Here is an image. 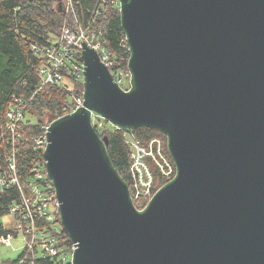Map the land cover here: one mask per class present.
I'll return each instance as SVG.
<instances>
[{"label":"water","instance_id":"1","mask_svg":"<svg viewBox=\"0 0 264 264\" xmlns=\"http://www.w3.org/2000/svg\"><path fill=\"white\" fill-rule=\"evenodd\" d=\"M120 1L131 89L83 43L84 101L46 134L72 264H264V0ZM93 115L167 136L144 209Z\"/></svg>","mask_w":264,"mask_h":264},{"label":"trees","instance_id":"2","mask_svg":"<svg viewBox=\"0 0 264 264\" xmlns=\"http://www.w3.org/2000/svg\"><path fill=\"white\" fill-rule=\"evenodd\" d=\"M64 2V0H63ZM73 9L82 26L97 33L103 46L109 52L117 69L128 70L131 52L122 27L119 7L112 0H72ZM64 6L59 0H0V134L5 132L7 110L9 104L17 98L28 102L27 117L20 122V138L17 141L19 156V174L23 183L35 180L36 167L44 161L43 150L37 140L46 132L47 126L56 118L71 113L76 105L73 94H83L84 83L72 72H66L69 82L59 84H43L39 74L45 59L34 51L33 45H49L54 41L65 26L68 19ZM75 16H69L66 25L74 26ZM73 24V25H72ZM78 64L81 55L76 54ZM51 117L50 122L46 121ZM104 120V119H103ZM96 130L101 137H107V152L122 178L130 185L131 150L126 143L125 134L128 130L118 128L104 120V125ZM143 143L155 137H164L158 129L140 126L132 128ZM166 152L170 155L165 141ZM0 151H10V146H1ZM171 156V155H170ZM0 158H3L0 156ZM49 185L50 182H41ZM51 191H53L51 189ZM20 191L10 188L0 194V218L9 212L13 200L19 201ZM139 205V203H138ZM6 231L0 222V235ZM65 244L71 241L62 229ZM2 264H70L64 263L60 257L43 255L39 250L21 262V254L16 260L4 261Z\"/></svg>","mask_w":264,"mask_h":264},{"label":"built area","instance_id":"3","mask_svg":"<svg viewBox=\"0 0 264 264\" xmlns=\"http://www.w3.org/2000/svg\"><path fill=\"white\" fill-rule=\"evenodd\" d=\"M67 1L69 2V8L74 12L76 26L65 25L61 29L60 35L49 45H33L35 53L40 58L45 59V64L39 70L43 84L64 83L67 76L66 72H72L78 78L84 79L82 57L80 64H78L77 62L79 61L76 60V54L81 55L82 44L86 42L97 49L101 60L109 67L115 81L125 91L130 90L132 86L131 74L130 82L127 83L128 73L125 70H111L114 61L103 46L100 37L97 33L89 31L88 27L80 24L77 14H75L73 9L72 0ZM112 3L117 5L120 10V0H112ZM73 97L75 98L76 105L72 112L77 110L83 103L84 91L82 95L75 96L73 94ZM27 106L28 102L22 98H17L9 104L6 115V131L0 134V149L5 144L10 146L9 152L0 151V156L3 157L0 158V194L5 193L10 188H17L20 191L19 201L13 200L9 205V212L3 216L4 223L2 225L6 233L0 235V241L6 245H10L14 237L21 236L24 241L21 262L30 256H34L35 252L39 250L43 255L58 256L64 263L70 262L72 264L77 246L71 241L70 237L68 238L71 244L66 245L65 240L67 239L61 236L63 226L61 223L60 203L57 199L53 182L49 178L47 170L44 169L45 160L37 164L35 180L23 183L19 174L18 161L20 154L16 146L21 136L19 131L20 122L24 121L28 115ZM96 118L98 122H94V125L97 124L99 127H102L104 125L103 118L100 119L101 117L93 115V120H96ZM48 126L45 134L36 139L43 153L48 144L46 135ZM123 129L128 130L125 134V141L131 150V182L134 169L136 172L137 183L134 185V189L129 185L135 203L142 196V191H149L152 186L151 183H153L154 178L149 167L140 168L141 165H145L146 160L153 158L154 160L162 159L165 161L161 165V170L165 173L167 182L175 177L177 169L174 160L164 149L163 141L160 137L152 138L148 141L149 144L145 145L131 128ZM165 157L169 158V161ZM39 180L41 182L49 180L50 184L48 186L41 184ZM135 189H137V196L133 194Z\"/></svg>","mask_w":264,"mask_h":264},{"label":"rangeland","instance_id":"4","mask_svg":"<svg viewBox=\"0 0 264 264\" xmlns=\"http://www.w3.org/2000/svg\"><path fill=\"white\" fill-rule=\"evenodd\" d=\"M64 11L65 14H67L68 19L66 20V22L69 21V16H71V14L73 13L74 16V12L69 8V2L67 0H64ZM65 22V25L67 24ZM76 22H74V26H76ZM73 25V24H72ZM126 73H128L127 76V83L130 82V71L129 68L128 70H125ZM66 82H69L68 79H65ZM82 81L84 82V79L82 78ZM128 85V84H127ZM75 94V93H74ZM77 95H81V94H77ZM76 96V94H75ZM102 119V118H100ZM51 117H48L46 119V121H48V123L50 122ZM97 123V118L96 120H93V123ZM104 122V120H103ZM165 135V134H164ZM128 138V136H127ZM163 141V145H164V149L166 150V146H165V141L167 143V136H162L160 137ZM145 145H148L149 142H145ZM166 158V157H165ZM167 161H169V158H166ZM165 162L162 159H158V160H154L153 158L146 160L145 165H141V167H149V170L152 172L153 174V183H151V189L149 191H142V196H140V198L135 202L136 203V207L138 209H142L145 207V205L148 204V202L150 201V199L153 197V195L167 182V177L165 175V173L162 172L161 170V165L162 163ZM143 171V170H142ZM132 172V171H131ZM137 183L136 181V172L134 169V173L132 174V182H130V185L132 187V189H134V185ZM137 189L134 190V196H137L138 193H136ZM144 194V195H143ZM139 203V205H138ZM0 222L4 223V218L1 217L0 218ZM10 226V225H8ZM24 248V241L22 240L21 236L18 237H14L11 240V244L10 245H6L5 243L0 241V264H2L4 261L10 260H16L19 255L21 254V252L23 251ZM41 252V251H40Z\"/></svg>","mask_w":264,"mask_h":264}]
</instances>
